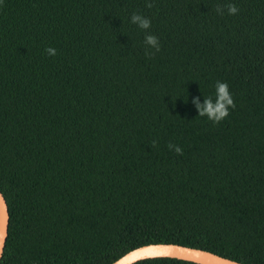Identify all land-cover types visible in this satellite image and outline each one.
I'll use <instances>...</instances> for the list:
<instances>
[{"label": "trees", "instance_id": "16d2710c", "mask_svg": "<svg viewBox=\"0 0 264 264\" xmlns=\"http://www.w3.org/2000/svg\"><path fill=\"white\" fill-rule=\"evenodd\" d=\"M217 81L235 108L214 124L192 101ZM0 192V264L152 243L264 264V0H0Z\"/></svg>", "mask_w": 264, "mask_h": 264}, {"label": "water", "instance_id": "95a60500", "mask_svg": "<svg viewBox=\"0 0 264 264\" xmlns=\"http://www.w3.org/2000/svg\"><path fill=\"white\" fill-rule=\"evenodd\" d=\"M9 226V210L4 195L0 192V260L3 256ZM155 258H172L196 264H241L207 250L174 243H152L134 248L111 264H135Z\"/></svg>", "mask_w": 264, "mask_h": 264}, {"label": "clouds", "instance_id": "9594fccd", "mask_svg": "<svg viewBox=\"0 0 264 264\" xmlns=\"http://www.w3.org/2000/svg\"><path fill=\"white\" fill-rule=\"evenodd\" d=\"M153 5L151 3H146V7L151 8ZM227 12L229 15H235L239 10L234 4L226 5ZM224 9L217 7L218 13H223ZM131 23L137 25L142 30H148L151 27V21L146 17L133 13L131 16ZM145 45L154 48L156 52L160 51V45L158 38L154 35L148 34L144 38ZM45 51L49 56H55L56 50L54 48H46ZM146 55H153L146 51ZM198 109V116L207 117L214 124H219L228 115L229 109L235 108V103L231 93L229 92L228 85L223 82L217 81L215 85V100L212 97L204 98V103L201 105L198 99L192 101ZM169 150H174L177 154H182V149L178 145L169 144Z\"/></svg>", "mask_w": 264, "mask_h": 264}]
</instances>
